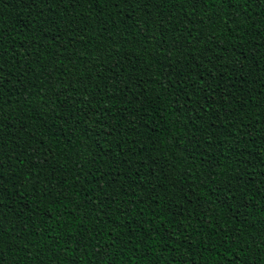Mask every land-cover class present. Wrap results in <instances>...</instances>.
<instances>
[{"label":"trees","instance_id":"trees-1","mask_svg":"<svg viewBox=\"0 0 264 264\" xmlns=\"http://www.w3.org/2000/svg\"><path fill=\"white\" fill-rule=\"evenodd\" d=\"M0 264H264V0H0Z\"/></svg>","mask_w":264,"mask_h":264}]
</instances>
